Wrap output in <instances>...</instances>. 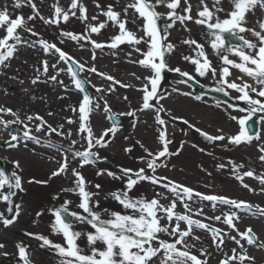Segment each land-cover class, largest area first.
I'll return each mask as SVG.
<instances>
[{"label":"rangeland","instance_id":"1","mask_svg":"<svg viewBox=\"0 0 264 264\" xmlns=\"http://www.w3.org/2000/svg\"><path fill=\"white\" fill-rule=\"evenodd\" d=\"M48 1L49 5H55L60 2L59 0ZM109 1H119L120 3L121 1H125L126 3L132 2V0L130 2L126 0H80V2L87 8L88 16V20L82 21V28H77L78 25L74 24L71 20L59 26L45 24L43 20L38 17L35 20L28 21L26 27L38 33V35L33 36L27 31V36L20 34L21 43L16 44V51L14 52L13 57L5 62L7 67L0 66V85L5 81L11 82L17 87H22L29 81L39 77L38 82L33 84L32 90H35L36 87H40L42 84H49L50 87L59 89L60 97L63 100L64 97L70 93L74 97L77 107L70 118L71 120L73 119V124L77 128L78 133L68 139V137L64 138L63 134L58 135L57 133L52 132L51 135H53V139L54 141H57V143L53 148L55 151L54 155L51 154L49 159L46 160L47 165L55 172L59 169L64 161L65 154H67L70 167L67 173H62L56 176L53 180V185L48 186L43 189V191L38 188L39 193L41 191V194H38V211L43 216V222L45 225L47 224V226L44 225V229H47L46 227H48L49 230L52 231L47 235V238L53 243L66 246L63 235L55 233L52 229V224L55 220L52 212L57 205L62 206L65 201H71L68 205L69 210L82 212V210L77 207L81 199L78 193L65 191L66 189L75 188V177L72 174V169H76L83 175L86 181V190L92 193L95 191L98 193L100 192L104 195L102 201L100 199L102 196L101 194V196L98 194L100 200L97 199V196L95 195L92 197L93 203L96 201L102 203L99 204L98 210L102 211L103 209H108L110 212H117V210H120V206L118 207L119 203H116V200L113 202L114 199L112 198V193L125 190L127 181V177L123 176L121 169L127 168L135 171L144 168L148 175H152V172L147 169L146 159L148 154L145 149L152 153L161 150L162 142L159 140V134L161 130H166V138L171 141L168 145V148L171 149L170 153L178 152V154L161 158V161L157 162L158 167L155 174L157 176L167 177L169 180L192 188L196 192L221 195L238 201H246L248 204L254 206L253 211L258 214L252 216L238 213L240 219L234 221L236 227L241 232L251 227L259 241L264 242V216H260L258 211V209H264V183L257 178L264 177V161L259 159L264 153H261L258 149V142H262V140L260 139L257 141L254 139L249 143V145L255 144L251 148L252 150L249 151L248 148L246 154L241 155L240 157H232L229 153L231 149L236 147V145L230 144L228 140L225 139L223 141H215L212 146H206L199 142L196 132V129H200L212 136L220 135L223 134V131H221L222 126L228 124L231 129L234 130L235 134H237L240 130V126L237 121L231 119V116L240 117L244 115V113L235 111L233 108L228 107L220 101L219 106H217V100L197 94L195 91L188 88L185 83H180L182 79L186 78L181 77L176 72L166 70V74L163 75V79L158 85V94L165 97L159 101V105H162L165 110L160 112L159 115L165 120L166 124L163 126L159 125L156 121L157 112L155 108L141 110L144 96L143 89L145 85H148L149 90L151 88L149 81L146 80L145 77L153 75V72L149 68L138 63V61L144 59L141 52H146L148 50V45L146 43H141L136 46L141 49V52L135 51L134 47L127 43L120 44L116 49L109 47L96 49L87 41L77 42L61 35V32L89 35L86 28L89 23L99 24L107 21V18L102 12L106 11L103 7ZM227 1L228 0H223L222 5ZM32 2H34V0H32ZM97 3L99 5H104L101 8H98L96 6ZM190 3L193 6L191 13L193 20L186 21L185 25H181L177 22L173 28L168 30L169 35L167 37V42L175 45V48L170 53L165 52V58L169 68L179 67L182 71L189 72L196 77L194 79L196 82L200 83L206 89L213 91L212 89L220 86L217 81L219 80V73L215 78H213L210 73L205 77H200L195 73V66L184 59L185 56L195 58L197 56V50L195 45L190 46L184 44L183 41L195 39V36L198 35L200 36L203 27V25H198L194 22L197 18V12L194 7L199 4V0H190ZM205 3L211 8L213 0H205ZM13 4L14 0H0V10L7 5L9 15L12 19H15L17 16H23L24 19L27 20L29 16L33 15V9L27 4L21 8H15L13 7ZM125 6V3L123 2V4H120V7H117L116 9L114 8V10L121 12V19H127L129 21L126 24L128 30L134 32L137 36H144L143 30L133 27L134 20H136L138 24H141V22H144L143 18H134L132 16L134 12L133 9H129L128 15L125 17L123 14V8ZM64 7H66V5H64ZM89 7L92 8V10ZM92 11L93 13H91ZM156 11L166 15L169 10L164 6H158ZM181 14L183 13L181 12ZM77 15L78 17L80 16L79 11H77ZM93 16H96L97 20H92L91 18ZM257 16L264 20L261 16V9ZM79 21H81V19H79ZM160 24L163 26V19L160 21ZM256 26L257 25L250 20H248L246 25V27ZM185 28H187V30H185ZM179 30H181V34ZM257 30L259 29L257 28ZM118 34H120L119 27L108 21L105 29H101L99 34L91 33L90 38L98 43L107 45L111 43L112 38ZM242 35L249 40L255 39L250 33H243ZM4 36H6V26L0 27V37ZM39 39L55 43L75 60L85 65L84 70H80V74L87 82L85 95L92 98V104L90 107L93 109V111L89 113L87 125L91 126L96 137H100L106 129L112 127L107 119V112L104 111L105 101L107 102L110 112L113 113L114 116L123 120L122 125L117 128L114 136L110 133L105 137V139L109 141L107 147H97L92 149V151L98 152L100 160L110 162L112 164L111 166L107 164H87L81 168V161L78 158H72L73 151H83L88 147L87 141L84 138L87 133L80 132L82 121L80 119L81 114L79 107L83 102L84 96L81 91L76 88L74 79L68 71L66 63L59 60L58 54H55L54 52L45 53L38 43L34 44V42ZM227 39L233 43H242L230 36H228ZM9 43H14V41L9 40ZM198 43L203 44L202 42ZM35 45L39 48H34ZM206 45H210V43L204 44V46ZM245 51L248 50L245 49ZM93 54L95 55V59H93ZM207 56L212 61V66L215 67L214 59H212L209 54H207ZM231 59L240 62L239 58L233 55H231ZM43 61H47L48 63L49 68L47 73L43 72ZM53 64L56 65L55 68L52 67ZM91 67H95L97 73H104L107 76H112L116 81H120L122 84L129 86L121 87L120 84H114L113 81L107 80L97 73L88 71ZM235 73L236 79L237 77H243V81H247L255 86V82L239 72V70L236 69ZM53 75L57 77L56 81L50 79ZM230 78L231 76L228 77V79ZM59 81H62L63 83L61 84ZM236 82L241 83L242 81L239 79V81ZM97 88L103 89V91L97 92ZM109 88H114L115 90L108 91ZM227 91L229 92V95L227 96L234 101L235 105H239L240 107L247 106L244 102L233 99V97L238 96L239 93L231 89H228ZM185 93H190V95H185ZM45 95L46 94H44V96ZM50 95L56 100V96L53 93H50ZM197 95H200L202 99H195ZM253 96L255 98L254 94ZM1 97L2 96L0 95V99ZM125 97H127V99H125ZM5 102L8 106L6 109H11L12 112L16 114L13 116L7 112H3L6 113V118L9 117L13 120L19 118L23 121L25 118L24 114H27V117H33L34 115L35 117L39 116L42 118V111L41 109H36L37 106L31 105V107L28 108L26 106L23 107V105L17 106L16 102H11L9 100H5ZM97 102L100 104V108H95ZM149 102L153 105L156 104V100L154 99ZM22 107L24 108V111H22ZM46 108L50 109L48 112L52 117L54 112L58 109L55 102L48 104ZM59 110H61V108H59ZM62 111L63 109L61 110V113ZM128 112H135V115H121ZM0 116L2 117L3 114L0 113ZM173 117H180L182 119L174 120ZM254 118L258 122L259 132L262 134L264 132L262 126L263 123L259 122L258 116ZM183 120H187L188 124L183 123ZM28 121L29 120L27 119V122ZM96 121H99V123L96 124ZM27 122H24L23 124H10L7 128L4 126V128L0 130V169H4L8 174L11 172L12 160L18 152H23L24 149L34 147V141L28 140V138H25L23 135L26 130H30V135L36 138H51L50 134L45 131L44 126L40 131H36V126L41 123L39 120L33 119L31 124H28ZM24 124L28 125L27 129L24 127ZM44 125L49 126L50 124L47 123ZM50 126L53 128L54 125L51 124ZM12 135H16L18 140L11 141ZM6 141L16 144L17 146L7 147ZM73 141H76L75 145L72 144ZM125 149H131V151H125ZM246 160H251L256 163L254 165L255 170L253 171L254 175L252 177L244 175V173L251 171L246 164ZM231 162L242 164L244 166L239 168L236 173H233ZM163 165H166V167ZM219 165H224V167L221 168ZM101 170L104 171V174L97 175V172ZM109 171L115 173V175L120 178L116 179L109 176L107 174ZM237 176H242L243 179H237ZM26 180L27 184L30 186L28 189H32L30 185L32 182L31 179L29 178ZM245 184L248 185V187H244ZM96 185H100V187L97 188ZM1 191L7 193L9 190L5 186ZM157 193L161 194V197H159L160 203L164 205H168L171 200L176 199L171 192H168L162 187L153 185L148 181L137 183L129 192V196L134 199L144 198L146 200H151L157 198ZM163 197H167V199ZM107 202H109V204L105 205ZM187 203L189 204L191 212L186 213L183 204H181L179 200H177L175 212L188 214L192 216L193 219L202 220L204 223L209 224L210 227L220 229L226 234L224 236V243L218 248L216 243L213 242L212 233L210 231L194 228V235L199 237V240L193 239L191 236L186 238V243L189 245L186 250L189 251L191 255L197 256L202 261H207V264H220L223 260L232 255V249L235 248L237 253L241 251L238 245L229 238L230 236H236L237 239H240L236 231L220 221L208 219L209 217L217 215L222 216L228 211H224V209L218 205L213 208L211 202L202 201L197 197H193V199ZM12 206V204L9 205L6 202L3 205L0 204V213L11 218L14 209L12 212H9L8 208ZM201 208L203 209V214L199 216L195 215V213ZM230 210L235 211L234 209ZM70 218L71 220L74 219L72 217ZM167 223L168 221L166 218L161 220L162 225ZM172 223L174 225L175 220H173ZM2 225V222H0V237L5 239L14 248V251H9L7 249H5V251L1 250L0 259L6 260V262H3L2 264H23L18 257L17 244L25 246L29 253V259L33 264H62L63 258L58 255V252L55 249L47 246L41 247V240H37L36 244L31 245L27 239H20L13 234H8L5 231H2ZM180 227L181 229H185L186 224L180 222ZM73 229L82 232L92 231L90 226L80 223H74ZM160 236L162 239L168 241L175 239V237H170L163 233H161ZM241 243L244 245L247 254L254 257V264H264V246L257 247L249 245L245 240H241ZM77 244L85 253H88L85 238L81 237L77 240ZM97 247H99V243L97 244ZM177 247L181 248L180 245H177ZM201 250H204L206 255H201ZM5 253H7V255H4ZM157 264H159L158 261ZM189 264H191V262H189Z\"/></svg>","mask_w":264,"mask_h":264},{"label":"snow or ice","instance_id":"2","mask_svg":"<svg viewBox=\"0 0 264 264\" xmlns=\"http://www.w3.org/2000/svg\"><path fill=\"white\" fill-rule=\"evenodd\" d=\"M228 2L232 6V10L226 12L222 7L223 0H213L211 8L205 3V0H199V4L197 5V18L194 22L198 25L206 26L208 34L212 37L210 47L222 61L218 80L220 86L212 90L222 92L226 96L229 95V92L227 91L228 89L235 90L239 95L233 97V99L242 101L247 106L240 107L239 105H228V107L233 108V110L244 113V115L240 117L231 116V119L237 121L240 126L239 132L233 136L225 137L223 134L212 136L206 132H202L200 129H196V131L200 132L206 140L215 142L227 139L230 144L239 146L242 143H251L254 139L257 141L261 139L260 132H256L254 135L250 134V129L248 127L249 121H252L254 117L258 116L259 122L264 123V99H261L264 98V20L256 21V27H246L248 23V14L251 13L254 15L257 8L264 9V0H228ZM25 4L33 9V15L29 16L27 20H25L23 16H17L15 19H12L9 15L7 5L0 10V27L6 26V36L0 38V66L7 67L5 62L13 57V54L16 51V44L21 43L20 33L17 31L18 29L27 31L33 36L38 35V33L26 27L28 21L35 20L38 17L43 20L45 24L59 25L61 21L68 22L70 16H76L77 10L80 13L79 19H81V21L88 20L87 8L80 2V0H71L68 10L60 7L58 3L53 5L54 13L52 18H45L40 15L36 8V4L33 3L32 0H14L13 7L21 8ZM96 6L98 8L100 7L98 3ZM158 6H164L169 11L166 15L157 12L156 8ZM192 8L193 6L190 3V0H132L131 3H128L123 8V14L127 17L128 10L133 9L134 13H138L139 17L143 18L144 24L142 30L144 36H137L134 32L126 28V24L129 21L127 19H121V12L115 11L114 6L110 4L108 5L107 10L102 12L107 18V21L99 24L89 23L87 26V32L89 35L73 34L71 32H61V35L77 42L87 41L96 49H102L104 47L116 49L120 44L127 43L130 46H133L135 51L141 52V49L136 46L141 43H146L148 45V50L146 52H141L144 59L138 61V63L149 68L153 72V75L145 77V79L149 81L151 88L149 90L148 85H145L143 89L144 96L141 110L155 108L157 112L156 121L159 125L163 126L166 122L161 118L159 113L165 110L162 105H159V101L165 97L158 94V85L163 79L162 74L166 70L176 72L181 77L186 78L180 81V83L185 84L189 80H194L196 78L189 72L182 71L179 67L169 68L165 58V52L170 53L175 48V45L167 42V37L169 35L168 30L173 28L177 22L181 25H185L186 21L193 20V16L191 15ZM181 12L183 14H181ZM221 12H226L227 18L221 19L218 15ZM91 19L97 20V17L93 16ZM162 19L164 20L163 26L160 24ZM108 21L119 27L120 34L114 36L112 42L107 45L91 40L90 34H99L101 29L106 27ZM257 28L259 30H257ZM185 30H187V28H185ZM243 33H250L255 39H246L245 36L242 35ZM228 36L233 37L235 40L241 41L242 43H233L227 39ZM9 40L14 41V43H9ZM35 43H38L45 53L54 52L55 54H58L59 60L65 63L71 61L76 68L81 71L84 70V64L75 60L55 43H50L44 39H39L38 41H35L34 44ZM183 43L190 46L195 45L197 56L195 58L184 57L186 61H189L195 66V73L200 77H205L210 73L211 76L215 78L217 76V68L212 66V61L204 51V45L198 43L194 39L184 40ZM245 49L248 51H245ZM228 54L238 57L240 62L230 59ZM93 59H95L94 54ZM52 67L55 68L56 65L53 64ZM48 68L47 61H43V72L47 73ZM230 68L238 69L239 72L251 78V80L255 82V86L247 81H243V77H237V79L242 81L241 83H237L235 80H229L228 77L232 75ZM68 71L71 72L73 76L76 88L83 92L85 90L84 85L86 81L77 79L76 77L78 73L74 71L72 67H69ZM88 71L97 73L95 67L89 68ZM97 74L107 80L113 81L114 84H120L121 87L129 86L122 84L120 81H116L112 76H107L104 73ZM50 79L56 81L57 77L53 75ZM38 80L39 77L33 79L32 83L35 84ZM59 83L62 84L63 82L59 81ZM114 90V88H109L108 91ZM96 91L102 92L103 89L97 88ZM253 94L255 95V98ZM185 95H190V93H185ZM125 99H127V97H125ZM153 99L156 100L155 105L149 102ZM195 99L200 100L202 97L197 95ZM219 103L220 102L218 101L217 106H219ZM91 104L92 98L85 95L83 102L79 107L81 114L80 119L82 121L80 132L87 133L84 138L87 141L88 147L83 151H73L72 158H78L81 161V168L87 164L96 163L99 159V154L98 152L92 151V149L97 147H107L109 141L106 140L105 137L110 133L114 136L118 127V121H115V119L110 116L109 119L113 120V126L106 129L100 137H96L91 126L83 123L88 120L89 113L93 111L90 107ZM95 108H100L98 102L96 103ZM73 110L75 111V109ZM104 111H110L106 101L104 104ZM2 112H7L13 116L16 115L11 109L0 108V113ZM121 115L134 116L135 112L123 113ZM27 119L29 121L36 119L41 122L36 126V131H40L46 123L39 116H29ZM173 119L182 118L173 117ZM14 123L23 124L24 122L19 118L9 121L0 119V124H3L5 128ZM69 123H72V121L69 120ZM183 123L188 124V121L183 120ZM24 127L27 129L28 125L24 124ZM48 128L49 133L56 132L58 135L61 134L57 132V129L52 128L50 125ZM23 135L25 138L32 139L39 143L38 138L30 135V130H26ZM68 135H71V133L69 132ZM17 140L18 137L16 135L11 136V141ZM159 140L162 142V149L158 152L152 153L145 149L148 154L146 159L147 169L152 172V175H148L144 168L135 171L127 168L121 169L123 176L127 177L125 190L112 193V198L115 199L124 209L130 210V212H110L108 209H103L102 211L98 210L99 202L96 201L93 203L92 197L95 194L86 190L85 178L79 171L72 169V174L75 177V188L66 189L65 191L78 193L81 199L77 207L81 209L82 212L70 211L68 205L71 201H65L60 208H57L52 212L55 217L52 229L55 233L63 235L66 246L53 243L43 235L31 233L28 235H34L36 239L41 240V247L47 246L55 249L58 252V255L63 258L62 264H157V261L159 264H189V262H191V264H207V261L200 260L197 256L191 255L189 251L186 250L189 247L186 243V238L191 236L193 239L199 240V237L194 235V228L210 231L212 233L213 242L216 243L219 248L224 243V236L226 234L220 229L210 227L209 224L204 223L202 220L193 219L192 216L188 214L175 212L177 200L183 204L186 213L191 212L187 202L191 201L193 197H197L202 201L211 202L213 208L219 204L228 206L229 209L236 210H230L222 216L217 215L208 218L226 224L229 228L236 231L237 235L240 237V239H237L236 236L229 237L238 245L241 251L237 253L235 248L232 249V255L223 260L221 264H254V257L247 254L241 240H246L249 245H255L257 247L264 246V242L259 241L251 227L241 232L234 222L240 219L238 215V211L240 210L254 215V206L248 204L246 201H238L221 195L196 192L194 189L178 184L175 181L169 180L167 177L157 176L155 174L158 167L157 162L161 161V158L178 154V152H169L168 145L171 141L166 138V130L160 131ZM6 143L9 142L6 141ZM75 143L76 141L72 142L73 145H75ZM9 146L16 147L17 145L10 143ZM258 149L261 153H264V146L258 145ZM125 151H131V149H125ZM259 159L264 161V154H262ZM12 163L15 165V168H20L18 161H13ZM231 163L233 173H236L239 168L244 166L235 162ZM163 166L166 167V165ZM69 167L70 165L67 154H65L63 163L57 171L52 173V176L55 177L62 173H67ZM219 167L223 168L224 165H219ZM103 174V170L97 172V175ZM107 174L116 179L120 178L110 171ZM244 175L252 177L254 173L253 171H248L244 173ZM257 178L264 183V177ZM237 179L242 180L243 177L237 176ZM141 181H148L153 185L164 188L168 192H171L176 199L171 200L168 205H164L160 203V193L156 194L157 198L151 200H146L144 198H131L129 192ZM5 186H7L9 191L7 193L0 191V200L11 205L12 197L16 194L13 189L23 191L21 176L16 171H12L8 174L4 169H0V190L4 189ZM96 187L99 188L100 185H96ZM244 187H248V185L245 184ZM163 198L167 199V197ZM8 211L12 212L13 208L9 207ZM258 211L260 215L264 216V209H258ZM19 213L20 205L17 204L15 205V214L11 218L0 213V222H2L5 228H7L15 223ZM202 214V208L195 213L197 216ZM66 217H72L74 219L66 220ZM165 218L168 223L162 225L161 220ZM173 220H175L174 225L172 223ZM180 222L186 224L185 229H181ZM74 223L86 224L90 226L92 231H76L73 229ZM161 233L170 237H175V239L172 241L162 239L160 236ZM81 237L86 239V244L89 250L88 253H85L77 244V240ZM98 243L103 245V247H97ZM177 245H180L181 248H178ZM3 247L4 245L0 243V248ZM17 249L19 260L22 261L23 264H31L29 253L25 246L17 244ZM4 255H7V253ZM201 255H206L204 250H201Z\"/></svg>","mask_w":264,"mask_h":264},{"label":"bare ground","instance_id":"3","mask_svg":"<svg viewBox=\"0 0 264 264\" xmlns=\"http://www.w3.org/2000/svg\"><path fill=\"white\" fill-rule=\"evenodd\" d=\"M59 1L60 2L58 4L60 7L64 8L65 10L69 9L70 4H71V0H59ZM126 1L130 2L131 0H126ZM48 2H49L48 0H34V2H33L36 4V8L38 9L39 13L43 14L42 16L45 18L53 17V13H54L53 5H49ZM123 2L125 3V5L128 4L125 1H123ZM123 2L121 1V3H120L119 1H109L106 3V5L103 8L107 10L108 5L111 4L116 9L117 7H120V4H123ZM64 5H66V7H64ZM103 5L104 4H101L100 8ZM222 7L226 10V12L232 10V6L229 4L228 1L226 3H224L222 5ZM90 9L92 10V8H90ZM194 9L197 12V6L194 7ZM259 10H260V8H257L255 10L254 15L249 13L248 14V20H250L254 24H256V21L262 20V18L257 16V15H259ZM77 11H76V16H70L69 20L73 21L74 24L78 25L77 28H82L83 23H82V21H79ZM226 12H221L218 14L221 19L227 18ZM91 13H93V11ZM132 16L134 18H140L138 13L133 12ZM261 16L264 18V9H261ZM64 23H66V22L61 21V23L59 25H62ZM143 24H144V22H141V24H138L136 22V20H134V26L133 27L137 28L139 30H142ZM54 25L59 26L56 24H54ZM201 30H202V32H201L200 36L198 35L199 39H198V36H195L194 40H196L197 42H202L203 45L209 44L212 37L208 34V29L206 28V26H203ZM179 32L181 34V30H179ZM189 37H190V35H189ZM0 38H3V37H0ZM181 39H183V38H181ZM34 48L37 49L39 47L37 45H35ZM204 51H205V53L209 54L212 57V59H214V65H215V68H217V70H218L217 71V74H218L219 69L222 66V61L218 58V56L212 50L210 45L204 46ZM228 55H229V58L231 59V54H228ZM230 70H232L231 71L232 75H231V78L229 80L239 81V79L235 78L236 69L230 68ZM0 76H1V74H0ZM31 82L32 81H29L25 86L17 87L15 85H13L11 82L3 81L2 84L0 85V95L2 96L0 99V108L6 109L8 107L5 104L6 103L5 100H9L11 102H16L17 106L23 105V107L26 106L28 108H30L31 105L37 106L36 109H41V111H42L41 116H42L43 121L46 122L45 124L48 123L50 125L51 124L54 125L53 128L57 129V132L63 134L64 138L68 137V139H69L72 136H74L75 134H77L78 130L73 124V119L71 120V118H70L74 112L73 109L76 110V108H77L75 101H74V97L70 93H68V95L66 97H64V100L61 99L59 89L58 88H52V87H50L49 84L48 85L42 84L40 87H36L35 90H32L33 83H31ZM50 93H53L56 96V100L54 97H51ZM44 94H46V95L44 96ZM57 98H59V99H57ZM54 102L56 103V106L58 109L57 110L55 109L56 111L54 112V115L52 117V115L48 112L50 109H47L46 106H48V104H52ZM23 107H22V111H24ZM59 108H61V110L63 109L62 113H61V110H59ZM1 114H3V116L2 117L0 116V119H3L4 121L13 120L9 117L6 118L5 117L6 113L2 112ZM24 116H25V118L23 121L27 122V119H26L27 114H24ZM33 117H35V116L33 115ZM51 118H53V119H51ZM69 120H71L72 123H69ZM96 122H97L96 124L99 123V121H96ZM27 123L31 124V121H28ZM43 126L45 128V131L48 134H50L51 138H49V139L38 138L39 143L34 141V147L33 148L24 149L23 152H21V151L18 152V154L12 160V162L18 161L20 164V168L17 169V168H15V165L13 163H11V165H12L11 166V172L16 171L21 176L23 191L13 189V191H15L16 194L12 198V205H13L12 207H13L14 211H13L11 217L15 214V205H17V204L20 205V213H19V216L16 218L15 223H13L12 225H10L7 228H5L2 225V231H5L8 234L9 233L13 234L20 239L21 238L27 239L31 245L36 244V241L38 239H36L34 237V235H28L29 233L41 235L44 232L43 235H45L47 237V235L50 232H52L51 230H49L48 227H46L47 229H44L45 223L43 222V216L38 211V209H39L38 208V201H39L38 194L39 195L41 194V191L39 193L38 188H40V190L43 191V189L47 188L48 186L53 185V180L56 178V176L55 177L52 176V173L54 171L52 168H50L47 165L46 160L49 159L51 154L54 155L55 151L53 150V148H54L55 144L57 143V141H54L53 135H51L52 133H49L48 126L47 125H43ZM61 126H63V127H61ZM262 126L264 128V123L262 124ZM3 128H4V125L0 124V130ZM221 131H223V134L225 135V137L235 135L234 130L231 129V127L228 124H225L224 126H222ZM69 132L71 133V135H68ZM263 133L261 134L262 142H258V145H260V146H264V141H263L264 134ZM28 140L33 141L32 139H28ZM49 145H52V146H49ZM254 145H249V143H242L239 146L236 145V147L234 149L230 150L229 155L232 157H240L241 155H244L248 152V148H249V151L252 150L251 148ZM11 172H9V174ZM29 178L32 181L30 183L32 189L31 188L28 189L30 186L26 182L27 181L26 179H29ZM94 194H95V196H97V199H99L100 196L102 195V193H100V192L98 193L96 191L94 192ZM98 194L99 195L101 194V195L99 196ZM103 196L104 195H102L100 198L101 201H102ZM113 202H115V199L113 200ZM4 203L5 202L3 200H0V204L3 205ZM116 203H118V202L116 201ZM99 204H102V203L100 202ZM107 204H109V202L105 203V205H107ZM119 206H120V210H117V212H121V213L130 212V210L124 209L120 204L118 205V207ZM45 226H47V224ZM0 243H2L4 245L3 248H0V253H1V250L5 251V249H7L9 251H14V248L11 246V244H9L2 237H0ZM99 247H103V245L99 244ZM86 252H87V247H86Z\"/></svg>","mask_w":264,"mask_h":264},{"label":"water","instance_id":"4","mask_svg":"<svg viewBox=\"0 0 264 264\" xmlns=\"http://www.w3.org/2000/svg\"><path fill=\"white\" fill-rule=\"evenodd\" d=\"M19 32L23 35H26L25 31L20 29ZM68 67H72L74 71H76L78 73L77 75V79H81L83 80L81 77H80V70L78 68H76V66L74 64L71 63V61H69L67 63ZM188 85L192 88H196L198 89L199 91L203 90L197 83H195L194 81H188ZM87 87V84L85 83L84 85V89H86ZM85 91V90H84ZM210 95L214 98H217L221 101H223L224 103L226 104H232V102L222 93H218V92H211ZM108 116L110 117H113L115 119V121H118V126L122 123L121 120L117 119L116 117H114L111 113H108ZM110 122L113 124V120L112 119H109ZM248 127L250 129V134L254 135L257 131H258V128H257V122L255 121V119H253L252 121H249L248 123ZM96 163H98V161H96ZM66 220H69L68 217H66ZM1 262V261H0Z\"/></svg>","mask_w":264,"mask_h":264},{"label":"flooded vegetation","instance_id":"5","mask_svg":"<svg viewBox=\"0 0 264 264\" xmlns=\"http://www.w3.org/2000/svg\"><path fill=\"white\" fill-rule=\"evenodd\" d=\"M224 211H228V207L224 208Z\"/></svg>","mask_w":264,"mask_h":264}]
</instances>
